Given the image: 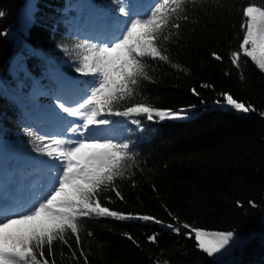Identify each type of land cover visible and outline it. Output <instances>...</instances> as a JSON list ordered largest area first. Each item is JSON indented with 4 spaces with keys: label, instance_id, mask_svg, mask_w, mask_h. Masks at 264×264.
<instances>
[{
    "label": "trees",
    "instance_id": "16d2710c",
    "mask_svg": "<svg viewBox=\"0 0 264 264\" xmlns=\"http://www.w3.org/2000/svg\"><path fill=\"white\" fill-rule=\"evenodd\" d=\"M75 1L38 0L24 35L21 10L28 0H0V11L5 14L0 17V138L11 140L32 158L46 156L34 151L36 141L24 133L27 127L38 134L32 115L42 103L31 88L37 81L55 87L49 73L57 70L90 79L74 67L80 51L75 45L90 40L72 31L70 7ZM81 1L93 3L101 16L114 13L111 0ZM221 2L227 5L224 11L201 13L195 23L182 22L179 38L166 44L172 63L179 67L156 62L154 69H148L152 82L144 81L143 98L137 96L134 101L184 110L190 118L145 121L144 130L138 131L127 118L108 117L114 121L112 137L131 140L141 167L134 170L132 179L117 181L123 201L114 192H105L101 203L122 213L174 223L170 211L180 223L209 231H234L243 243L227 250V260L219 263L196 247L194 234L192 238L184 235L187 230L176 235L152 222L92 218L80 233L79 247L74 237L69 239L71 249L57 241L49 256L45 246L49 264H85V256L87 264H264V73L241 56V80L230 60L242 36L241 9L249 0ZM251 2L264 6V0ZM214 52L223 60L216 61ZM19 55V66L13 71L12 61ZM221 92L231 93L257 111L245 114L215 106ZM88 231L94 235L88 237ZM153 233H159L158 244L148 240Z\"/></svg>",
    "mask_w": 264,
    "mask_h": 264
},
{
    "label": "snow or ice",
    "instance_id": "6c2138e0",
    "mask_svg": "<svg viewBox=\"0 0 264 264\" xmlns=\"http://www.w3.org/2000/svg\"><path fill=\"white\" fill-rule=\"evenodd\" d=\"M226 7L221 0H150L147 5L137 0H111L116 30L101 41L85 39L75 45L80 50L75 71L90 79L73 81L70 87L77 89L78 94L57 95L53 103L54 116L67 126L56 134L38 135L31 128L24 129L36 141L34 151L49 158L48 175L40 190L28 197L0 195V264H49L44 258L45 246L49 256L57 241L71 249L69 239L74 237L79 247L80 233L92 218L152 222L176 235L187 230L184 235L192 238L194 234L196 247L207 257H217L243 243L234 231H209L180 223L170 211L174 223L149 215L122 213L101 203L105 192H114L123 201L117 181L132 179L134 170L141 167L131 140L108 135L114 124L108 117L127 118L138 131L144 130L145 121L189 119L184 110L160 109L134 101L137 96L143 98L144 81L152 82L148 69H154L156 62L179 67L172 63L166 44L179 38L182 22L195 23L201 13L224 11ZM241 11L242 36L238 50L230 53V60L243 80L241 56L264 73V6L249 0ZM4 15L0 11V17ZM64 51L71 55L67 48ZM212 56L216 61L223 60L215 52ZM192 91L199 95L195 89ZM218 97L214 103L221 108L245 114L257 111L231 93L221 92ZM249 203L256 207L254 202ZM237 204L242 207L240 202ZM86 235L94 234L88 231ZM122 235L137 243L130 234ZM158 237L159 233H153L148 240L158 244ZM80 254L84 256L83 248ZM75 255L73 251L72 256Z\"/></svg>",
    "mask_w": 264,
    "mask_h": 264
},
{
    "label": "rangeland",
    "instance_id": "374dc122",
    "mask_svg": "<svg viewBox=\"0 0 264 264\" xmlns=\"http://www.w3.org/2000/svg\"><path fill=\"white\" fill-rule=\"evenodd\" d=\"M30 4L27 5V9L23 10L22 15H21V31L26 34L28 27L31 25L32 20H33V14L35 12V4L37 0H28L27 3ZM138 3L142 4V5H147V2H141L139 0H137ZM97 16V12L95 11L94 7L90 5H84L82 2H80L79 0H77L74 5H73V14H72V19H74L75 21V27L76 29H82V28H92L94 27L96 32H104V31H108V34L111 35V32L113 31L114 27L112 28V25H109L107 23V20H96L94 21L93 18ZM112 19L115 21L114 25L115 27H117V23H116V15L112 17ZM21 56H17L13 59V70H15L18 66V63L20 61ZM52 75L55 76L56 80H57V84H58V89H57V94L58 95H64V96H70L73 93L74 88H71L70 85L73 81L70 82H66L64 77H62L60 75V73L56 74V73H52ZM69 93H66L65 91L67 89H69ZM47 91V90H46ZM48 92V91H47ZM217 106V105H215ZM41 116L45 117V122L43 124V126H40V124L38 125V128L40 126V128L38 129L40 131L41 134H45V133H51V134H56L57 132H59L63 127H66L67 125L64 124L62 121L58 120L54 114H53V105L47 103L42 111ZM123 118V117H121ZM69 119H74V118H69ZM125 119V118H124ZM122 119V120H124ZM59 123L61 125H59ZM63 124V126H62ZM8 149L10 151H12V153L10 155H8L7 158H4L5 162L8 159H11L13 157L20 159V158H26L27 157L19 152L16 151L13 146L8 142V141H0V154L1 156H3L4 150ZM7 156V154H6ZM30 163L35 164L36 161H31ZM30 163H23L21 166L22 169L26 168L28 164ZM49 163L47 161H41V169H40V176L41 175H45L47 176L46 170H48L49 168ZM19 168V167H18ZM17 168V169H18ZM16 169V170H17ZM0 170L2 172V175L6 174V167L0 164ZM11 184L12 181H2L0 180V195H4V196H9V194L7 193L9 190V188H11ZM41 183L37 184L41 187L40 185ZM9 185V186H8ZM9 188H8V187ZM37 186V187H39ZM14 187V185H13ZM36 186L34 188H31V182L28 181L26 183L25 189H26V197L30 196L32 193L39 191L38 188ZM24 195V194H23ZM227 255H228V251L225 250V252L223 254L218 255L217 257H215L219 263L225 262L227 260Z\"/></svg>",
    "mask_w": 264,
    "mask_h": 264
},
{
    "label": "bare ground",
    "instance_id": "6f19581e",
    "mask_svg": "<svg viewBox=\"0 0 264 264\" xmlns=\"http://www.w3.org/2000/svg\"><path fill=\"white\" fill-rule=\"evenodd\" d=\"M38 1V0H37ZM37 1H36V3H37ZM30 4V1H29V3H27L26 5H25V7L21 10V15H22V12H23V10H25V9H27V5H29ZM36 10H37V7H36V4H35V12H36ZM59 125H61L60 123H59ZM62 126H63V124H62Z\"/></svg>",
    "mask_w": 264,
    "mask_h": 264
}]
</instances>
